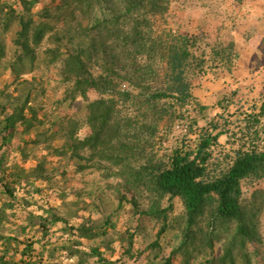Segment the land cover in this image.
Returning <instances> with one entry per match:
<instances>
[{
    "label": "rangeland",
    "instance_id": "374dc122",
    "mask_svg": "<svg viewBox=\"0 0 264 264\" xmlns=\"http://www.w3.org/2000/svg\"><path fill=\"white\" fill-rule=\"evenodd\" d=\"M29 2L0 0V42L4 47L0 59V127L17 104H24L26 97L29 101L24 113L31 117V107L38 113L34 129L26 132L16 120L9 130L11 134L4 132L6 139L0 136V264L8 261L97 264L96 256L83 254L96 247L114 264H153L167 257L174 264H199L209 257H220L225 243L236 235L237 222L212 217L214 205L195 226L196 241L193 242L191 232L185 238V206L180 197L167 195L158 199V194L145 185L125 189V177L111 174L108 162H103V168L97 165L79 172L70 158L54 151L64 143L70 119L80 123V138L91 133L85 123L87 101L79 95L73 97V83L66 82L62 74V53L90 44L89 37L79 26L87 25V21L71 12L70 0H36L33 5ZM169 2L168 14L155 18L157 31L170 30L195 39L192 51L204 60L203 69L188 71L193 93L188 104L182 106L173 98L162 100L170 112L159 121L151 143L145 144V154L135 165H149L153 169L159 162L168 165L177 149L196 151L198 129L216 124L218 129L214 133L219 129L226 132L211 146L207 173L213 178L228 169L239 149L250 148L249 138L255 137L253 131L259 132V138L255 139L264 147V117L252 129L248 125V115L259 113L264 103V38L253 40L247 29L242 35L245 39L242 50L234 45L233 61L226 62L216 58L213 49L219 44L234 42L237 35L230 36L226 30H235L234 19L245 18L249 5L243 8L237 0ZM41 22L49 23L53 29L36 39L35 27ZM254 42L260 43L259 48L251 49ZM104 66L102 58L90 64L95 75L104 72ZM229 66L232 71L228 70ZM124 82L129 83L134 93L141 91L125 78L118 81V89ZM163 82L164 75L159 68L149 80L151 91L163 87ZM100 96L95 89L88 91L89 100ZM134 101L123 106L120 103L121 115L133 118V131L145 130L147 111ZM148 113L151 121L154 114ZM35 139L37 144L32 142ZM41 163H45L44 178L39 176ZM36 168L38 171L32 174ZM116 169L114 166V171ZM6 182L14 191L13 196L2 186ZM242 186V201L250 210L248 220L256 233L247 239L244 248L236 241L235 264H264V198L259 197L261 205L251 210L253 193L264 190V178H248ZM122 195L126 199H121ZM135 201L138 209L156 213H139ZM165 209H169L167 217L160 212ZM53 215L62 216L67 222L53 223L50 221ZM108 218L111 224L103 227ZM84 221L89 226L99 227V233L103 230L105 233L94 239L83 237L77 226ZM208 237L211 244L206 242ZM31 243L33 248L29 246ZM74 244L82 252L72 256Z\"/></svg>",
    "mask_w": 264,
    "mask_h": 264
},
{
    "label": "trees",
    "instance_id": "16d2710c",
    "mask_svg": "<svg viewBox=\"0 0 264 264\" xmlns=\"http://www.w3.org/2000/svg\"><path fill=\"white\" fill-rule=\"evenodd\" d=\"M35 2L36 0H30L29 4L33 5ZM70 2L71 12L80 14L87 21V25L79 24V26L89 37L90 44L88 47L80 45L66 54L62 53L64 55L62 74L66 82L73 83V95H79L87 101L85 123L90 127L91 133L80 138L78 136L80 123L70 119L64 143L54 151L70 158L79 172L97 165L103 168V162H108L111 174L125 177L123 184L125 189L132 190L134 187L145 185L148 190L158 194V199L167 195L170 198L180 197L185 206L184 221L187 229L185 238L187 239L191 232L193 242L196 241L195 226L199 219L206 215L209 207L214 205L212 217H219L223 222L236 221V235L232 241L225 243L226 247L220 257H209L199 264H235L233 248L237 244L236 241L239 240L240 247L244 248L247 239H251L256 233L248 220L250 210L242 201V183L248 178L253 180L264 178V147L261 148L255 139L259 138V132L253 131L255 137L249 138L250 148L239 149L228 169L213 178H209L207 173L211 146L226 132L219 129L214 133L218 129L216 124L198 129L199 144L196 151L185 152L182 148L177 149L172 153L168 165L159 162L153 166V169L149 165L136 166L135 162L145 154V144L151 143L159 121L170 112V109L161 103L162 100L173 98L180 105L185 106L193 98L188 71L197 68L202 70L204 64V60H200L192 51L196 40L188 34H173L170 30H165L164 33L157 31L155 18H163L168 14L169 0H70ZM237 2L243 5L244 0ZM27 8L29 9V6ZM248 12L250 15L253 14L251 10ZM243 20V18L234 19L235 30L244 25ZM21 21L27 26L24 19ZM6 25L9 27L10 24L6 23ZM35 29L36 39H40L53 27L47 22H41ZM234 45V42L219 44L213 49L214 56L232 62ZM3 54L4 47L0 42V59ZM96 58L105 61L103 67L105 71L99 75H95L90 67L91 62ZM159 68L164 75L163 87L153 92L149 80L154 78ZM228 70L232 71L231 66ZM124 78L141 91L134 93L127 82L121 83L123 89L121 85L118 89V81ZM91 89L97 90L101 96L89 100L88 91ZM28 101L29 98L26 97L24 104H17L12 113L4 118V123L0 127V136L3 139H6L5 136L3 137L4 132L9 131L16 120L21 122L26 132L35 128L38 113L32 109L33 107H31L33 111L31 117L24 113ZM132 101L137 102L147 111L145 114L147 121L143 125L145 130L133 131L135 130L133 118L121 115L120 103L123 106L124 103ZM148 112L154 114L151 121L148 120ZM261 117H264V103L259 113L248 115V125L251 129L260 122ZM9 133L11 134V131ZM32 142L37 144L38 140ZM114 166L118 168L116 171ZM41 170L39 176L44 178L45 163H41ZM37 171L38 168L34 169L32 174ZM23 174L19 177L23 178ZM2 186L13 196L14 191L8 182ZM123 197L124 195L121 199ZM259 197L264 198V190L258 189L253 193L252 211L261 205L258 201ZM135 208L141 214L156 213L138 209L136 201ZM168 210L160 212L167 217ZM50 221L67 222L59 215H53ZM110 224L108 218L102 226ZM98 228L95 225L89 226L86 221L77 226L80 235L93 239L105 233V230L99 233ZM206 242L211 244L210 237ZM29 246L33 248L32 243ZM74 246L77 249L74 250ZM74 246L71 249L72 256L82 252L77 245ZM83 254L87 257L96 256L97 264H114L105 258L97 247L90 249L89 252L83 251ZM6 264L20 263L8 261ZM153 264L174 263L170 257H167L162 262Z\"/></svg>",
    "mask_w": 264,
    "mask_h": 264
},
{
    "label": "crops",
    "instance_id": "0c3cea01",
    "mask_svg": "<svg viewBox=\"0 0 264 264\" xmlns=\"http://www.w3.org/2000/svg\"><path fill=\"white\" fill-rule=\"evenodd\" d=\"M246 4L249 5L247 6L248 11L251 10L253 14L250 15L249 12L246 13L248 18L247 16L243 18L244 25H242L241 28L237 30H226V32H229L227 34H229L230 36L237 35V38L234 40V42L235 46L240 50H242L241 48L245 45V39L242 37V35L246 33L247 29H249V32L252 33V36L254 37L253 40L259 37L264 38V0H249L248 2L245 1V3L243 4V8ZM253 44H256V42H254ZM253 44H251V49L259 48L260 43L256 44V46H253Z\"/></svg>",
    "mask_w": 264,
    "mask_h": 264
},
{
    "label": "built area",
    "instance_id": "2783aa9c",
    "mask_svg": "<svg viewBox=\"0 0 264 264\" xmlns=\"http://www.w3.org/2000/svg\"><path fill=\"white\" fill-rule=\"evenodd\" d=\"M124 87H126V85Z\"/></svg>",
    "mask_w": 264,
    "mask_h": 264
}]
</instances>
